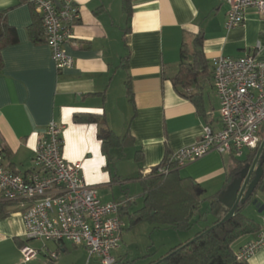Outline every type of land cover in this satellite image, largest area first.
Instances as JSON below:
<instances>
[{"label": "crops", "instance_id": "obj_1", "mask_svg": "<svg viewBox=\"0 0 264 264\" xmlns=\"http://www.w3.org/2000/svg\"><path fill=\"white\" fill-rule=\"evenodd\" d=\"M73 1L80 8L81 18L66 50L75 65L57 70L43 32L39 40L29 34L38 16L34 8L27 0H0V13L18 38L2 51L0 157L7 169L27 174L39 137L51 121H56L63 126L65 160L81 164L85 182L96 189L99 198L103 202L134 199L122 209L123 231L133 230L136 226L129 229L132 215L144 207L142 183L153 169L199 141L207 124L220 128L214 59L253 55L264 60V17L250 9L241 26L227 30L226 0ZM199 37L208 70L182 95L172 77L178 71L183 48L187 62H193ZM193 95L196 102L189 97ZM80 115L99 116L114 134L126 137L128 144L104 153L99 126L76 123L74 118ZM260 138L262 144L264 125ZM254 151L245 149L240 158L212 152L179 168V176L195 182L203 199L211 197L224 190L237 162L245 161ZM136 187L141 190L133 196L132 192L139 191ZM138 197L142 207L133 210ZM255 198L264 205V185ZM209 208L210 201L205 199L201 214L192 220L196 231L191 235L179 231L182 234L167 253L193 240L204 228L213 227L216 218ZM3 211L6 217L0 218V264H100L97 258L88 261L85 247L70 242L33 244L26 237L20 206L8 203ZM243 214L259 226L264 223V210L259 212L251 204ZM257 234L239 238L233 251L238 252ZM24 244L40 250L29 263L23 262L20 252ZM53 253L57 260H52ZM114 256L117 264H128L121 245ZM151 262L156 261L148 264ZM248 264H264V249Z\"/></svg>", "mask_w": 264, "mask_h": 264}, {"label": "built area", "instance_id": "obj_2", "mask_svg": "<svg viewBox=\"0 0 264 264\" xmlns=\"http://www.w3.org/2000/svg\"><path fill=\"white\" fill-rule=\"evenodd\" d=\"M39 16L45 42L51 49L57 70L74 67V58L66 50L74 38L81 18L73 0H27ZM229 5L226 28L241 26L250 9L264 17V0H226ZM213 79L220 102L219 124H207L199 141L171 156L158 166L157 173L167 175L212 152L242 157L245 149L257 150L264 125V60L253 55L242 58L219 56L213 61ZM63 126L51 121L39 137L32 169L17 174L2 164L0 157V202L16 203L21 208L26 237L29 240L70 242L85 247L88 261L117 264L114 252L120 248L124 222L121 211L133 198L103 202L82 174L80 163H69L63 156ZM174 167V168H173ZM152 173V172H151ZM145 176V174H144ZM264 249V223L256 238L244 245L236 258L248 262ZM23 262L35 260L40 250L24 244ZM57 260V254L51 255Z\"/></svg>", "mask_w": 264, "mask_h": 264}, {"label": "trees", "instance_id": "obj_3", "mask_svg": "<svg viewBox=\"0 0 264 264\" xmlns=\"http://www.w3.org/2000/svg\"><path fill=\"white\" fill-rule=\"evenodd\" d=\"M41 20L35 16V22L29 28V34L35 40H39L43 29L40 28ZM42 26V25H41ZM0 29L3 35L0 36V68L2 67L3 49L18 41L14 28L9 26L5 17L0 13ZM192 63L187 62L186 50H182V60L178 65V71L172 77L175 89L182 95L183 91L196 85L199 78L208 70V62L204 60L202 53L201 38L196 39ZM129 94L130 89L128 90ZM196 102V96H189ZM75 122L79 124H96L99 126L98 137L102 143V150L108 153L113 148H123L128 143L126 137L114 134L105 126V122L96 115L75 116ZM257 154V150L245 161H238L236 168L229 174L224 190L239 176V172L248 163H251ZM169 158L162 161L159 166L166 164ZM154 168L148 178L143 181L144 207L132 215L129 229L134 228L142 222H150L158 227L173 228L178 231H189L192 227V220L201 214V203L210 201L209 213L215 216L212 224L214 227H206L199 231L194 240L171 249L161 258L163 264H248L238 261L233 251V244L244 235L259 232L261 226L243 214L244 207H239L234 216L224 223L221 220L228 214L229 210L218 200L216 194L211 197L202 198L197 192V185L191 179H182L179 176L178 168L172 169L169 174L157 173ZM264 185V179L260 182L259 188ZM8 202H0V218H5L4 207ZM121 211V218H122ZM209 230V231H208ZM150 264H159V261Z\"/></svg>", "mask_w": 264, "mask_h": 264}, {"label": "rangeland", "instance_id": "obj_4", "mask_svg": "<svg viewBox=\"0 0 264 264\" xmlns=\"http://www.w3.org/2000/svg\"><path fill=\"white\" fill-rule=\"evenodd\" d=\"M139 188V187H138ZM136 190L138 192H132L133 196H136L140 193V188ZM231 197L228 194L227 200ZM143 201L140 197L137 198V205L133 206V210L140 209L142 207ZM207 206H204L206 208ZM209 218H211L209 216ZM127 222V220H126ZM125 222V223H126ZM196 231L195 225L192 226V229L187 231L184 234H193ZM123 242L121 247L124 248L128 264H148L150 261H161V258L167 253L170 245L175 243L174 239L179 236L180 233L178 230L168 227H158L151 224L150 222H142L140 225H137L133 230H124L123 231ZM40 241L32 240L33 244H36ZM72 251V246L70 247ZM78 250L83 251L82 248Z\"/></svg>", "mask_w": 264, "mask_h": 264}, {"label": "water", "instance_id": "obj_5", "mask_svg": "<svg viewBox=\"0 0 264 264\" xmlns=\"http://www.w3.org/2000/svg\"><path fill=\"white\" fill-rule=\"evenodd\" d=\"M0 29V36H2ZM264 179V140L251 163H248L239 172V176L218 195V200L229 210L228 214L220 223L232 218L239 207L246 208L248 205L254 206L259 212L264 210V205L255 198L259 191V184ZM228 194L231 195L227 200ZM214 227V226H213ZM211 227L210 229H213ZM209 231V230H208ZM194 240V239H193ZM191 240V241H193ZM163 261V260H161Z\"/></svg>", "mask_w": 264, "mask_h": 264}]
</instances>
